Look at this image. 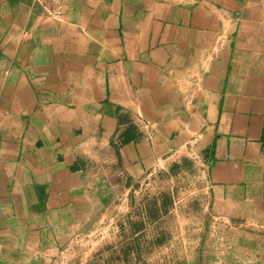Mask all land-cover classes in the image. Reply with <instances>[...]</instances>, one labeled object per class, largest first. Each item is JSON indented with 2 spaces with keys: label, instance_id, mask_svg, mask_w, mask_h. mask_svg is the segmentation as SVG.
Wrapping results in <instances>:
<instances>
[{
  "label": "crops",
  "instance_id": "obj_1",
  "mask_svg": "<svg viewBox=\"0 0 264 264\" xmlns=\"http://www.w3.org/2000/svg\"><path fill=\"white\" fill-rule=\"evenodd\" d=\"M193 154L264 226V0H0V264H72L125 178Z\"/></svg>",
  "mask_w": 264,
  "mask_h": 264
},
{
  "label": "rangeland",
  "instance_id": "obj_2",
  "mask_svg": "<svg viewBox=\"0 0 264 264\" xmlns=\"http://www.w3.org/2000/svg\"><path fill=\"white\" fill-rule=\"evenodd\" d=\"M123 182L120 197L112 193L103 216L80 232L72 264H264V226L215 216L199 156Z\"/></svg>",
  "mask_w": 264,
  "mask_h": 264
},
{
  "label": "built area",
  "instance_id": "obj_3",
  "mask_svg": "<svg viewBox=\"0 0 264 264\" xmlns=\"http://www.w3.org/2000/svg\"><path fill=\"white\" fill-rule=\"evenodd\" d=\"M53 17H59L62 15V5L58 3V5L50 12Z\"/></svg>",
  "mask_w": 264,
  "mask_h": 264
}]
</instances>
